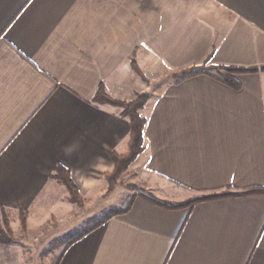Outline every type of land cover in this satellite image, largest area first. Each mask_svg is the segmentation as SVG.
Wrapping results in <instances>:
<instances>
[{
	"label": "crops",
	"instance_id": "0c3cea01",
	"mask_svg": "<svg viewBox=\"0 0 264 264\" xmlns=\"http://www.w3.org/2000/svg\"><path fill=\"white\" fill-rule=\"evenodd\" d=\"M218 67L258 70L226 82ZM101 84L124 101L150 94L144 151L128 168L149 195L58 264H264V193L180 206L264 188V0H0V216L18 232L27 214L0 264H27L22 249L56 216L62 233L75 229L57 165L86 200L106 193L131 125L94 101Z\"/></svg>",
	"mask_w": 264,
	"mask_h": 264
},
{
	"label": "rangeland",
	"instance_id": "374dc122",
	"mask_svg": "<svg viewBox=\"0 0 264 264\" xmlns=\"http://www.w3.org/2000/svg\"><path fill=\"white\" fill-rule=\"evenodd\" d=\"M122 110L124 109L122 108ZM129 167L130 165L128 168ZM128 168L119 175L116 185L110 193L106 191L102 197L97 199L93 198L86 200L84 198L82 203L71 202L69 200L78 210L76 218L71 222V224H75V229L68 232L69 234L62 233L61 230H58L62 222L59 221V217H54V223L48 226V234H45L46 236L44 240H42V244L37 248L28 247V249H22L21 254L28 262L27 264H56L72 237L93 228L106 218L110 212L124 209L134 196L142 195L143 193L149 195V192H147L143 184L137 181L133 171H130ZM26 231L27 227L24 230L22 225L18 232L14 230V216L10 212H3L0 216V236H4L8 240L12 239L11 242L0 243L9 245L17 242L21 244L22 241L20 240L22 236L25 235ZM18 250L21 249L18 248Z\"/></svg>",
	"mask_w": 264,
	"mask_h": 264
},
{
	"label": "trees",
	"instance_id": "16d2710c",
	"mask_svg": "<svg viewBox=\"0 0 264 264\" xmlns=\"http://www.w3.org/2000/svg\"><path fill=\"white\" fill-rule=\"evenodd\" d=\"M132 66L133 69L140 75L144 80L147 81V78L143 74V72L140 70L139 66L137 65L136 61H132ZM218 69L224 70L225 72H221V77H217V79L224 80L226 82L229 81H234L235 79L233 78V74L236 73H242V72H255L258 70V68H250V69H241V68H235V67H218ZM192 75V74H191ZM189 77L188 75L185 76V78ZM150 99V94L149 93H141L139 94L135 99L131 101H124V100H118L110 97L105 88L104 85L101 84L98 88V91L94 97V101L97 103H108L117 107L123 108V114L129 117L130 119V125H131V131H130V140H129V149L127 153L125 154H119L116 151H112L110 153V156L113 160L114 163V168L111 172H108L106 174V179L108 181V189L107 193H110L115 185L117 178L119 175L126 169L128 168L129 165H131L136 158L138 157L139 154H141L144 151V128L146 124V119L141 116L140 110L147 104L148 100ZM53 177L60 180L67 188L70 197L69 200L71 202H78L82 203L84 197L80 193V190L77 186V184L74 182L71 171L67 169L65 166L59 164L56 166ZM250 193H264V188H253L244 192H221V193H213V194H207L203 195L199 198L190 200L186 202L184 205L180 206H185V207H190L192 208L196 203L201 202V201H208L212 199H218V198H223V197H230V196H237V195H244V194H250ZM131 202L128 204L127 207H125L122 210L118 211H112L110 214L104 218L99 224L94 226L93 228L75 236L72 237L65 247H67L77 241L78 239L82 238L92 230L96 229L97 227L101 226L105 222H107L109 219L112 217L125 213L129 210L131 206ZM21 225L23 229L25 230L27 227V214L24 212H21ZM12 239H6L4 236H0V242H11ZM64 252L60 255L58 261L56 264H58L61 260V257Z\"/></svg>",
	"mask_w": 264,
	"mask_h": 264
}]
</instances>
